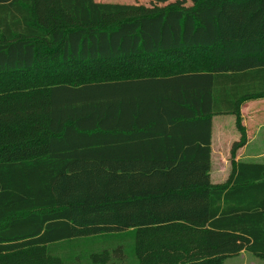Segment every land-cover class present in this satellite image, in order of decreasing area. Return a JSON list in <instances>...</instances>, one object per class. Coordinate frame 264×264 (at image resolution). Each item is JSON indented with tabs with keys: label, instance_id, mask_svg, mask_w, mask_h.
<instances>
[{
	"label": "trees",
	"instance_id": "16d2710c",
	"mask_svg": "<svg viewBox=\"0 0 264 264\" xmlns=\"http://www.w3.org/2000/svg\"><path fill=\"white\" fill-rule=\"evenodd\" d=\"M191 1L0 0V264L264 259V164L236 161L264 0ZM219 115L240 138L213 183Z\"/></svg>",
	"mask_w": 264,
	"mask_h": 264
},
{
	"label": "crops",
	"instance_id": "0c3cea01",
	"mask_svg": "<svg viewBox=\"0 0 264 264\" xmlns=\"http://www.w3.org/2000/svg\"><path fill=\"white\" fill-rule=\"evenodd\" d=\"M255 100L256 101L254 102H250L252 100H249L243 103L241 108L242 119L245 122H243V124L246 126L247 130L248 142L245 146L237 151L236 161L256 162L264 164V98ZM249 102L251 104H256L257 102H259V105L257 104L258 106H250ZM261 104L262 106H260ZM248 121L250 122V124ZM221 127L225 126H219L218 128L212 127V156L210 176L213 183H222L229 176L230 172H228L227 169L228 164H230L231 166V147L232 144L240 138V135L238 136L239 131L237 128V133H234L233 136L227 138L225 135H223V133H225L226 131H224ZM215 157L220 159L219 165H221L223 169V173L221 175L224 174V178L222 180H219L218 182L213 181L214 177H218L217 175L215 176L212 171L213 160L215 159ZM108 238L110 237H104L103 235H101L96 237V240H93L97 243H103ZM97 248L100 249L101 246ZM247 254L250 253L247 251H242L236 256L227 258L224 264H236L235 261H232L233 258L241 257Z\"/></svg>",
	"mask_w": 264,
	"mask_h": 264
},
{
	"label": "rangeland",
	"instance_id": "374dc122",
	"mask_svg": "<svg viewBox=\"0 0 264 264\" xmlns=\"http://www.w3.org/2000/svg\"><path fill=\"white\" fill-rule=\"evenodd\" d=\"M96 1H98V2H106V3L143 4V5L149 6V5L152 4V2L154 0H96ZM171 1H179L180 3H182V4L186 5V6L192 5V1L191 0H171ZM260 99H262V98H260ZM254 101H256V100L252 99V101H250V102H254ZM250 102H249L250 106H258L259 105V102H257L256 104H253V103L251 104ZM260 106H262V104ZM249 124H250V122H249ZM219 126H225V127H221V128L224 131H226L225 133H223V135H225L227 138H229L230 136H233L234 133H237V129H236L237 127H236V124H235V116H233V115H219V116H216L213 119V127L218 128ZM239 135H240V132L238 133V136ZM263 160H264V158H263ZM219 163H220V159L215 157V159L213 160L212 171L215 174V176L217 175L218 177H214L213 178L214 182H218L219 180H222L224 178L223 177L224 174L221 175L223 173L222 172L223 169H222L221 165H219ZM230 169H231V166H230V164H228L227 171L230 172ZM90 245H92V244H90ZM92 248L96 249V246L94 245V247H92ZM79 253H80V250H79L78 254ZM232 261H235L236 264H264V259L258 258V257L254 256L252 254L251 255L247 254V255H244V256H241V257L233 258Z\"/></svg>",
	"mask_w": 264,
	"mask_h": 264
}]
</instances>
